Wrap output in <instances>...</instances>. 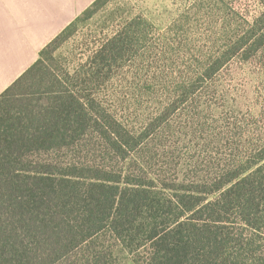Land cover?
Segmentation results:
<instances>
[{"label": "trees", "instance_id": "trees-1", "mask_svg": "<svg viewBox=\"0 0 264 264\" xmlns=\"http://www.w3.org/2000/svg\"><path fill=\"white\" fill-rule=\"evenodd\" d=\"M79 18L0 95V264H114L120 247L134 264H264L263 145L214 179L184 183L145 167L146 153L168 147L162 128L175 104L134 120L110 84L118 62L139 57L147 19L128 20L67 86L24 100L18 87ZM241 35L208 72L229 50L264 44V10Z\"/></svg>", "mask_w": 264, "mask_h": 264}, {"label": "rangeland", "instance_id": "rangeland-1", "mask_svg": "<svg viewBox=\"0 0 264 264\" xmlns=\"http://www.w3.org/2000/svg\"><path fill=\"white\" fill-rule=\"evenodd\" d=\"M263 10L259 0H105L46 51L42 66L18 89L35 104L42 92L59 89L60 81L67 86V77L128 20L145 18L148 37L139 44V57L118 62L116 69H122L110 85L134 120L155 118L175 104L162 128L169 150L146 153V169L180 175L184 183L225 176L264 146V44L229 50L214 73L208 67L239 43ZM114 260L134 264L122 247Z\"/></svg>", "mask_w": 264, "mask_h": 264}, {"label": "crops", "instance_id": "crops-1", "mask_svg": "<svg viewBox=\"0 0 264 264\" xmlns=\"http://www.w3.org/2000/svg\"><path fill=\"white\" fill-rule=\"evenodd\" d=\"M96 0H0V95Z\"/></svg>", "mask_w": 264, "mask_h": 264}]
</instances>
